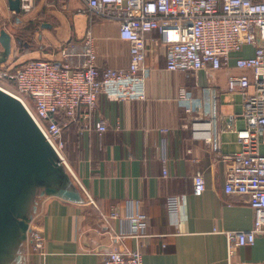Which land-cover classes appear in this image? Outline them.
<instances>
[{
	"label": "crops",
	"instance_id": "0c3cea01",
	"mask_svg": "<svg viewBox=\"0 0 264 264\" xmlns=\"http://www.w3.org/2000/svg\"><path fill=\"white\" fill-rule=\"evenodd\" d=\"M89 26L99 66L128 67L130 47L119 36V23L89 10L84 0H33L32 10L21 13L10 8L9 0H0V31L13 38V52L0 67L61 60L69 45L81 51ZM149 36L161 37L157 30ZM148 47L147 99L111 101L101 95L92 123L106 122L103 137L78 123L65 129L63 177L31 175L12 198L15 216L28 221L27 232L36 228L46 237L43 252L31 249L6 212L0 219V264H98L110 250H138L144 264H264V235L230 255L228 232L251 228L255 212L246 197L226 193L227 164L216 161L212 145L184 126L179 88L200 95L199 85L211 82L207 73L167 70V47L150 41ZM245 50L253 53L250 46ZM226 76L225 70L214 72L216 80ZM229 97L233 100L218 107L219 147L225 153L241 150L236 130L245 125L242 96ZM197 174L206 180L202 195L194 193ZM172 195L180 201L176 215L168 210ZM139 214L145 221L133 222Z\"/></svg>",
	"mask_w": 264,
	"mask_h": 264
},
{
	"label": "built area",
	"instance_id": "2783aa9c",
	"mask_svg": "<svg viewBox=\"0 0 264 264\" xmlns=\"http://www.w3.org/2000/svg\"><path fill=\"white\" fill-rule=\"evenodd\" d=\"M89 10L119 23V36L130 47L128 67L98 64V46L89 26L82 45L65 46L63 59H33L18 68L0 67V77L15 83L16 96L28 109L47 140L68 166L64 131L73 124L95 130L99 137L107 131L105 121L92 123L99 97L111 101L146 100V65L150 41L167 47L166 69L198 74L205 71L209 84L201 94L185 86L179 88L178 103L187 115L185 127L195 138L212 145L213 158L227 164L225 191L246 197L255 212L251 228L228 232L229 252L249 246L264 235V0H84ZM33 8V0H22V12ZM157 30L160 38L149 34ZM246 46L253 48L247 53ZM245 52V54H242ZM80 57L77 62L74 58ZM242 70L235 73L233 69ZM225 70V92L243 98L245 125L236 130L240 151L225 153L219 147L218 107L221 87L214 72ZM31 100V101H30ZM167 131V129H163ZM164 174L167 175L166 159ZM194 193L206 190L203 174L194 176ZM178 196L167 198L168 210L176 215ZM114 217L115 214H112ZM139 214L133 222L142 223ZM29 246L42 253L46 237L36 228L28 231ZM98 264H144L138 250H110ZM237 264V263H233ZM240 264V263H238Z\"/></svg>",
	"mask_w": 264,
	"mask_h": 264
},
{
	"label": "water",
	"instance_id": "95a60500",
	"mask_svg": "<svg viewBox=\"0 0 264 264\" xmlns=\"http://www.w3.org/2000/svg\"><path fill=\"white\" fill-rule=\"evenodd\" d=\"M9 4L15 12H22V0H9ZM12 39L6 29L0 31V64L13 52ZM66 167L25 105L0 86V219L9 212L23 229V240L27 239L28 221L17 218L11 207L18 187L39 172L63 177Z\"/></svg>",
	"mask_w": 264,
	"mask_h": 264
},
{
	"label": "rangeland",
	"instance_id": "374dc122",
	"mask_svg": "<svg viewBox=\"0 0 264 264\" xmlns=\"http://www.w3.org/2000/svg\"><path fill=\"white\" fill-rule=\"evenodd\" d=\"M11 67H14V66H11ZM215 83H217L220 87H221V99H220V103L223 102V103H227L228 101H232L233 99H231L229 97V95L231 93H228V92H225L226 90V84H227V79L226 78H218L217 80H215ZM0 86L3 87V88H6L8 90H15V86L13 83H7L6 80H4V77H0ZM235 100V99H234ZM222 105V103H221Z\"/></svg>",
	"mask_w": 264,
	"mask_h": 264
}]
</instances>
